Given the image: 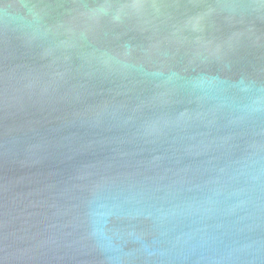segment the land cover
Returning a JSON list of instances; mask_svg holds the SVG:
<instances>
[{
    "label": "water",
    "instance_id": "95a60500",
    "mask_svg": "<svg viewBox=\"0 0 264 264\" xmlns=\"http://www.w3.org/2000/svg\"><path fill=\"white\" fill-rule=\"evenodd\" d=\"M0 264H264V0H0Z\"/></svg>",
    "mask_w": 264,
    "mask_h": 264
}]
</instances>
